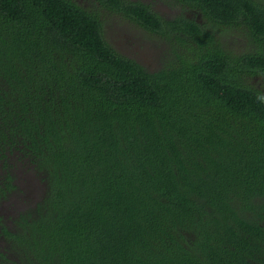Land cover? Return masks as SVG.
<instances>
[{"label":"trees","instance_id":"16d2710c","mask_svg":"<svg viewBox=\"0 0 264 264\" xmlns=\"http://www.w3.org/2000/svg\"><path fill=\"white\" fill-rule=\"evenodd\" d=\"M99 1L0 0V264H264V0Z\"/></svg>","mask_w":264,"mask_h":264},{"label":"flooded vegetation","instance_id":"af4514ba","mask_svg":"<svg viewBox=\"0 0 264 264\" xmlns=\"http://www.w3.org/2000/svg\"><path fill=\"white\" fill-rule=\"evenodd\" d=\"M78 3L80 5H82L85 8H91L93 5L95 4H100L99 0H77ZM133 2H143L146 5H148L149 7H151L152 10L159 12L160 15H162L163 17H167V19H171V18H175V17H186L189 20H193V19H197L199 21L200 24H204V17L202 16L203 11L201 10L200 6L198 5H188L185 4L182 0H132ZM102 6V5H101ZM111 12V11H109ZM166 12V13H165ZM113 16H115L116 21L121 24L124 25L125 22L127 24V20L129 22H131L133 24V26L137 29L143 30L147 35L152 36L154 39H152V44H155V51L157 50H161L162 48H167L170 46V44L164 40L161 39L160 37V33L159 32H155V31H151L150 29H148L147 27H143L141 24L136 23L134 20H132L130 17L127 16H123V14H117L115 13ZM118 17V19H117ZM111 18L112 16H105L103 17V19L105 20V24L103 25V31L106 35L107 38H109L108 36V28L112 26L111 24ZM202 26V25H201ZM107 28V29H106ZM119 37H117V39H114L113 37L111 39H108L113 45L114 47L119 51V52H123L131 57H135L138 61H141L142 63L146 64L147 63L145 61L140 60L138 57H136L137 55L135 54L136 48L139 47L140 43L138 41H135V38L130 36V33H126L124 36H122V34L117 35ZM117 41V42H116ZM124 42L126 45L129 44L131 46H133V53L130 51H126L122 48H120L118 46V42ZM136 42V46L134 47V43ZM161 62V61H160ZM159 62V64H160ZM148 66V65H147ZM150 67V66H148ZM152 68V67H150Z\"/></svg>","mask_w":264,"mask_h":264},{"label":"rangeland","instance_id":"374dc122","mask_svg":"<svg viewBox=\"0 0 264 264\" xmlns=\"http://www.w3.org/2000/svg\"><path fill=\"white\" fill-rule=\"evenodd\" d=\"M111 24L112 26L108 28L109 30V32L107 33L109 36L108 39H111L112 37L114 39H117V37H119L117 35L122 34V36H124L126 33H130V36L135 38V41H138L140 43L139 47L136 48L134 55H137L136 57H138L142 61H145L147 65L152 68L159 65V62L161 61L159 55L161 54V57H163V53L167 50V48H162L161 50L155 51L156 45L152 44V41H151L154 38L152 36L147 35L143 30L135 28L133 24L129 22L128 20H127V24L125 22L124 25H121L122 22L121 24H119L116 21L115 16H112ZM118 46L126 50L127 52L130 51L133 53L132 51L133 46L129 44L126 45L124 42L119 41ZM135 46H136V42L134 43V47Z\"/></svg>","mask_w":264,"mask_h":264}]
</instances>
